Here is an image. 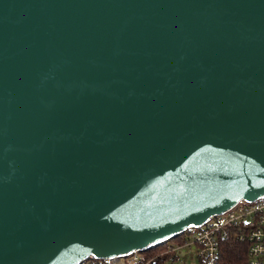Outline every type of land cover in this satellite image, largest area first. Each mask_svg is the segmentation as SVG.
Masks as SVG:
<instances>
[{
	"label": "water",
	"instance_id": "water-1",
	"mask_svg": "<svg viewBox=\"0 0 264 264\" xmlns=\"http://www.w3.org/2000/svg\"><path fill=\"white\" fill-rule=\"evenodd\" d=\"M264 197V0H0V264L124 257Z\"/></svg>",
	"mask_w": 264,
	"mask_h": 264
},
{
	"label": "built area",
	"instance_id": "built-area-1",
	"mask_svg": "<svg viewBox=\"0 0 264 264\" xmlns=\"http://www.w3.org/2000/svg\"><path fill=\"white\" fill-rule=\"evenodd\" d=\"M233 233L248 245V264H264V197L252 202L241 200L205 224L189 228L181 242L168 241L161 254H173L177 249L196 245L198 257L206 264H215L222 240ZM157 257L136 251L124 257H89L81 264H152Z\"/></svg>",
	"mask_w": 264,
	"mask_h": 264
},
{
	"label": "trees",
	"instance_id": "trees-1",
	"mask_svg": "<svg viewBox=\"0 0 264 264\" xmlns=\"http://www.w3.org/2000/svg\"><path fill=\"white\" fill-rule=\"evenodd\" d=\"M176 240H183V235ZM167 248V242L156 247H153L146 252L148 256H155ZM173 256L172 253L159 255L152 264H166L167 260ZM176 259V258H175ZM201 264H206L199 258ZM215 264H248V245L241 241L236 233L231 234L230 237L222 240L219 251V257Z\"/></svg>",
	"mask_w": 264,
	"mask_h": 264
},
{
	"label": "rangeland",
	"instance_id": "rangeland-1",
	"mask_svg": "<svg viewBox=\"0 0 264 264\" xmlns=\"http://www.w3.org/2000/svg\"><path fill=\"white\" fill-rule=\"evenodd\" d=\"M177 238L173 239L172 241L180 242V240L179 241L176 240ZM162 252H160L157 255L158 256L162 255L161 254ZM197 254H198V247L196 245H192L190 247H185L182 249H177L173 253V256L167 260L166 264H201ZM149 257H154V256H149Z\"/></svg>",
	"mask_w": 264,
	"mask_h": 264
}]
</instances>
